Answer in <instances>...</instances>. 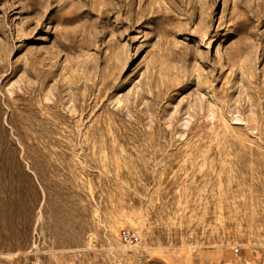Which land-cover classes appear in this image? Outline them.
I'll list each match as a JSON object with an SVG mask.
<instances>
[{"label": "rangeland", "instance_id": "374dc122", "mask_svg": "<svg viewBox=\"0 0 264 264\" xmlns=\"http://www.w3.org/2000/svg\"><path fill=\"white\" fill-rule=\"evenodd\" d=\"M0 264H264V0H0Z\"/></svg>", "mask_w": 264, "mask_h": 264}, {"label": "built area", "instance_id": "2783aa9c", "mask_svg": "<svg viewBox=\"0 0 264 264\" xmlns=\"http://www.w3.org/2000/svg\"><path fill=\"white\" fill-rule=\"evenodd\" d=\"M121 239L125 244L131 245L135 241V236L132 233L124 230L121 232Z\"/></svg>", "mask_w": 264, "mask_h": 264}, {"label": "bare ground", "instance_id": "6f19581e", "mask_svg": "<svg viewBox=\"0 0 264 264\" xmlns=\"http://www.w3.org/2000/svg\"><path fill=\"white\" fill-rule=\"evenodd\" d=\"M214 37H212L211 39L213 40ZM214 41V40H213Z\"/></svg>", "mask_w": 264, "mask_h": 264}]
</instances>
